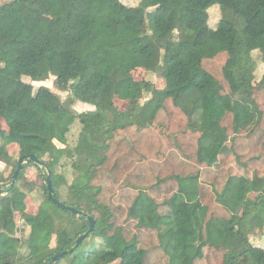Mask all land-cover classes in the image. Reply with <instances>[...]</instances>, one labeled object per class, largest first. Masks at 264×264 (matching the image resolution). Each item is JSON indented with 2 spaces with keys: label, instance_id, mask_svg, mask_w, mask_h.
<instances>
[{
  "label": "trees",
  "instance_id": "trees-1",
  "mask_svg": "<svg viewBox=\"0 0 264 264\" xmlns=\"http://www.w3.org/2000/svg\"><path fill=\"white\" fill-rule=\"evenodd\" d=\"M257 52L264 64V0L0 3V119L9 128L0 161L11 169L0 173V264H45L65 251L56 264H264L251 242L264 237V75L250 87L240 80L256 74ZM138 69L161 74L165 88L136 80ZM51 77L68 99L32 84ZM78 102L95 110L79 113ZM30 167L45 181L35 214L19 185ZM44 169L54 197L81 215L49 198ZM132 192L124 219L115 199ZM89 217L95 228L77 245ZM129 220L157 243L133 235Z\"/></svg>",
  "mask_w": 264,
  "mask_h": 264
},
{
  "label": "rangeland",
  "instance_id": "rangeland-1",
  "mask_svg": "<svg viewBox=\"0 0 264 264\" xmlns=\"http://www.w3.org/2000/svg\"><path fill=\"white\" fill-rule=\"evenodd\" d=\"M8 0H0V3H4ZM123 4L131 6V7H136L140 4L141 0H121ZM220 11L218 9H216V7H214V10H211V19H210V25L212 28H215L217 23L220 21ZM254 59L257 63V72L255 75H250V76H244L242 77L241 83L243 86L245 87H250L251 82H259L263 75H264V64H263V55L260 53H255L254 54ZM134 77L136 80L138 81H151L154 86L157 89H164L165 85H166V80L164 79V77L161 74H149L147 73L145 70L143 69H138L133 73ZM26 82L28 83H32L29 79H24ZM54 83H55V78L51 77L48 81L44 82V83H32L34 84V86L36 88H39L41 86H45L48 87L50 89H52L56 94H58L62 100H66L70 97L69 93L66 92H60L58 90H56V88L54 87ZM151 99V95L150 94H146L144 100L142 101V103H144L145 101ZM115 103L117 105V107L122 110V111H127L130 106L131 103L130 102H125V101H121L119 99L115 100ZM74 109L76 111H78L79 113H84V112H88V111H92L95 110V108L91 105L88 104H84L81 102H78L74 105ZM75 133V131H74ZM76 134V133H75ZM76 136V135H75ZM75 136L71 135L70 138L71 140H73L75 138ZM9 140V128L6 125V123L0 119V145H3L5 142H7ZM59 148H64L63 145L57 143ZM8 150L10 151L11 154H14V156L16 158L19 157V147L17 145L11 144L8 146ZM26 165V164H25ZM45 173H48L47 170H45ZM63 172L66 174V177L72 181L73 179V173L70 170L69 167H66ZM0 173L4 174L5 176L10 175L11 173V169L7 168V166L0 161ZM43 172H42V167L39 169L37 167H30L28 168V170L26 171L23 180L19 183L20 187L28 194V199H27V211L30 214H35L38 211L40 202L43 200V186L45 184L44 178H43ZM4 186H2V184H0V188H3ZM139 190L135 191L136 193ZM132 192V195L127 196L126 198L120 199V197H116L115 199V206L118 207L120 204H122V206L126 209V215L124 216V219H126L127 216V209H128V205L126 204L127 202L131 201L133 198H131V196L133 197L134 193ZM156 198V195H153ZM158 201L159 198L157 199ZM102 219V216H99V220ZM128 225H132L133 227V235L134 234H139L142 235L141 241H145L148 242L149 245H152V240L157 243V234L155 233H151V232H145L143 231H139L136 227L137 225V221L136 220H129V222L126 224L125 227H128ZM27 231V233H29L30 229L26 228L25 229ZM251 242L252 244H254L257 247H262L264 248V237L262 235V233L257 232L256 234H254L253 236H251ZM113 264H119L118 262H115Z\"/></svg>",
  "mask_w": 264,
  "mask_h": 264
},
{
  "label": "water",
  "instance_id": "water-1",
  "mask_svg": "<svg viewBox=\"0 0 264 264\" xmlns=\"http://www.w3.org/2000/svg\"><path fill=\"white\" fill-rule=\"evenodd\" d=\"M31 161L37 165H40V166H43V162H41L37 157L35 156H31ZM25 164H27V161H26V158L22 157L20 160H19V164H18V168L13 176V179H12V183H16V181L18 180V177L21 173V171L23 170ZM47 186H48V196L49 198L58 206L60 207L61 209L63 210H66L68 212H71L75 215H81L82 213L77 211L76 209L72 208V207H69L67 206L66 204L60 202L58 199H56L54 197V188H53V185H52V181H51V177H50V174L48 173V176H47ZM3 191L2 188H0V193ZM89 222H90V227H89V230L87 233H85L84 235H82L81 237H79V239L77 240V245H79L90 233H92V231L94 230L95 228V219L93 217H89ZM74 249H72L70 252H73ZM68 254L67 251L63 252V253H60L58 255H56L55 257L52 258L51 261L45 263V264H56L59 262L60 259H62L64 256H66Z\"/></svg>",
  "mask_w": 264,
  "mask_h": 264
}]
</instances>
